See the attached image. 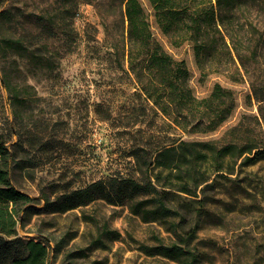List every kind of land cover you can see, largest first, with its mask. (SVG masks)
<instances>
[{"label":"rangeland","instance_id":"1","mask_svg":"<svg viewBox=\"0 0 264 264\" xmlns=\"http://www.w3.org/2000/svg\"><path fill=\"white\" fill-rule=\"evenodd\" d=\"M139 2L146 10L150 8L147 0ZM3 6L19 8L24 15L19 21L29 32L35 30L27 17L50 20L58 7L55 0H5ZM123 10L118 0L78 1L64 27L54 29L50 34L53 39L41 44L40 52L51 61L50 69L35 70L25 58L7 62L0 58V134L14 157L11 183L29 196L36 208L17 222V238L42 242L48 249L46 264L65 263L67 252L82 249L86 256L75 259L76 264H180L149 256L141 247L154 246L160 240L182 243L181 238L185 239L182 245L198 254L197 264H264V159L250 165L239 159L223 165L226 170L215 171L209 158L201 167L203 177H207L205 184L192 188V195L177 192L182 195L178 200L191 203L192 209L183 219H174L180 225L175 232L167 231L162 223L140 221L129 206H111L103 200L66 213L48 214L42 208L44 195L53 198L99 179L141 180L145 174L135 148L145 141H151V148L171 143L173 133L165 118L143 96L132 95L136 92L134 81L109 60L110 45L126 27ZM244 15L246 19H241L246 26L252 24L259 31L244 39V45L260 49L254 58L250 57L251 49L245 51V69L240 67L234 76L239 80L234 82L219 73L202 76L192 48H170L157 28L153 29L163 48L186 64L193 95L198 99L218 83L235 94L234 112L219 129L182 134L186 142L220 146L228 140L226 132L246 115L244 124L250 128L254 118L263 125L257 137L264 148V123L251 88V83L264 87V15L256 9ZM4 72L20 86L31 87L34 98L14 105L4 84ZM110 107L113 117L105 120ZM132 108L139 120L144 119L141 123H128ZM103 226L114 234L99 239ZM191 229L194 233L186 241L185 233ZM56 245L61 247L59 252L53 250Z\"/></svg>","mask_w":264,"mask_h":264},{"label":"trees","instance_id":"2","mask_svg":"<svg viewBox=\"0 0 264 264\" xmlns=\"http://www.w3.org/2000/svg\"><path fill=\"white\" fill-rule=\"evenodd\" d=\"M3 1L0 0L1 60L25 58L35 70L52 68L49 58L40 52L41 44L53 39L50 34L54 29L64 27L66 18L80 0H55L58 7L50 20L41 16L27 17V23L35 30L33 32L22 27L19 20L24 15L20 9L4 7ZM118 2L124 6L126 27L121 37L110 45L109 60L115 69L134 81L136 92L132 95L143 96L156 112L162 114L172 129L173 138L169 145L157 142L151 148V141H145L135 148V157L142 161L145 174L141 180L131 177L99 179L53 198L44 195L42 208L48 214L66 213L103 200L111 206H129L130 213L140 221L162 223L167 231L175 232L180 225L174 219H183L192 209L191 203L184 204L178 200L182 195L177 192L192 195V188L205 184L207 177H203L201 167L209 158L216 166L215 171L226 170L223 165L234 164L239 159L248 165L264 159V148L259 146L257 137L261 135L263 125L254 118L250 128L244 124L247 116L243 115L226 132L228 140L220 146L183 140L182 134H204L219 129L234 112L235 94L218 83L207 96L198 99L193 95L186 64L163 48L153 29L157 28L170 48L186 45L192 48L195 64L202 76L219 73L234 82L239 80L234 76L240 73V67L245 69L248 59L245 51L251 49L245 47L244 39L255 37L259 32L252 24L246 26L241 18L246 19L245 12L254 9L264 15V0H147L150 4L147 10L139 0ZM62 33L68 34L64 30ZM254 47L249 50L251 58L256 57L260 49ZM3 80L14 105H24L34 98L30 92L32 88L20 86L11 74L4 72ZM251 88L264 123V87L251 83ZM135 111L132 108L128 113L131 125L144 120H139ZM112 115L110 107L105 120H110ZM13 163V154L4 135L0 134V264H46L48 249L42 242L17 238V222L24 220L36 208L29 196L12 185L10 169ZM193 233L194 229L185 233L188 236L186 241ZM113 234L103 226L98 238ZM183 240L181 238L182 243L169 244L160 240L154 246L145 245L141 249L149 256H161L175 263L197 264L198 254L182 245ZM53 250L59 252L61 247L56 245ZM84 256V249L67 252L66 262L62 264H76L75 259Z\"/></svg>","mask_w":264,"mask_h":264}]
</instances>
